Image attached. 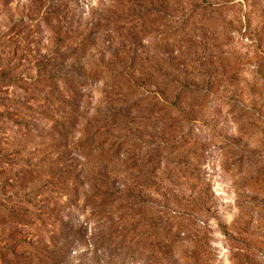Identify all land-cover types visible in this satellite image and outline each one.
Here are the masks:
<instances>
[{
    "label": "rangeland",
    "instance_id": "374dc122",
    "mask_svg": "<svg viewBox=\"0 0 264 264\" xmlns=\"http://www.w3.org/2000/svg\"><path fill=\"white\" fill-rule=\"evenodd\" d=\"M0 264H264V0H0Z\"/></svg>",
    "mask_w": 264,
    "mask_h": 264
}]
</instances>
